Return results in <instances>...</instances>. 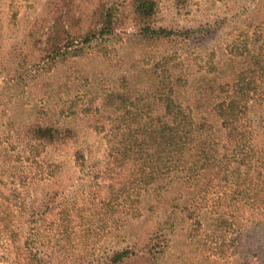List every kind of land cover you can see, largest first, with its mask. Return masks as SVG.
<instances>
[{"label": "rangeland", "instance_id": "1", "mask_svg": "<svg viewBox=\"0 0 264 264\" xmlns=\"http://www.w3.org/2000/svg\"><path fill=\"white\" fill-rule=\"evenodd\" d=\"M51 1L0 0V194L10 193L13 178L39 177L52 167V176L37 178L29 188H18L27 200L44 197V205L57 206L55 215L40 221L42 237L31 238L46 242L44 249L51 251L53 241L47 243L46 226L54 222L51 229L59 233L61 251L68 258L73 254L70 259L74 262L68 264H95L96 258L102 260L111 250L144 249L151 234L161 229L159 235L166 242L158 264H261L264 226L235 230L224 246L225 252H231L228 261L211 262L202 245L207 240H189V220L179 217L174 228L163 229L165 215L171 211L167 208L164 213L167 204L155 214L139 205L143 216L124 218L120 225L121 214L110 217L100 202L108 196L105 186L127 181L132 163L117 166L108 155L113 145H121L142 125L141 94L149 87L152 74L157 78L158 60L167 47L136 37L129 0H59L62 13L71 9L74 18L66 21L65 30L76 40L69 41L70 52L52 60L40 42L52 23ZM110 2L116 5L114 34L105 41L81 43L77 36L91 29L95 7ZM159 2L156 27L194 29L182 55L198 57V61L212 45L217 51L234 38L233 27L241 24L254 4V0H187L178 10L171 0ZM175 51L180 52L173 48L168 54ZM154 109L151 106L152 112ZM134 113L138 116H131ZM46 121L69 127L73 134L60 144L38 147L33 160L37 162L28 169L32 157L27 156L25 128Z\"/></svg>", "mask_w": 264, "mask_h": 264}, {"label": "trees", "instance_id": "2", "mask_svg": "<svg viewBox=\"0 0 264 264\" xmlns=\"http://www.w3.org/2000/svg\"><path fill=\"white\" fill-rule=\"evenodd\" d=\"M159 1L129 0L136 37L162 42L167 48L158 60L157 78L152 74L149 87L141 94L142 125L121 145H113L108 155L117 166L132 163L127 170L129 179L105 186L108 196L100 202L111 218L116 213L122 215L118 225L124 218L143 216V209L155 214L167 204L164 213L167 208L171 211L165 215L163 229L174 228L179 217L189 220V240H207L208 245L207 241L202 245L210 261L227 262L231 252H225L224 246L231 242L235 230L246 225L264 226V0H254L249 15L233 27L234 38L217 51L212 45L202 61L182 55L194 29L156 27ZM171 1L180 10L187 0ZM50 3L54 5L52 23L40 42L45 55L54 60L70 52L69 41L76 39L65 30L66 21L74 18L71 9L62 13L59 0ZM115 7L112 2L95 7L91 29L77 36L81 43L105 41L114 34ZM173 48L180 52L168 54ZM184 59L187 61L182 62ZM138 75L142 77V73ZM24 133L27 156L32 157L30 169L37 162L33 160L39 154L38 147L60 144L73 131L46 121L32 123ZM50 176L52 167L41 171L39 177H15L10 193L0 194V264L74 262L72 253L68 258L61 251L59 233L51 229L54 222L46 226L47 243L53 241L51 251L44 249L46 242L31 238L42 237L40 221L55 215L57 206L44 205V197L29 201L18 188H29L37 178ZM24 225L29 226L27 230ZM160 230L151 234L144 249L111 250L102 260L96 258L95 264H158L166 242Z\"/></svg>", "mask_w": 264, "mask_h": 264}]
</instances>
